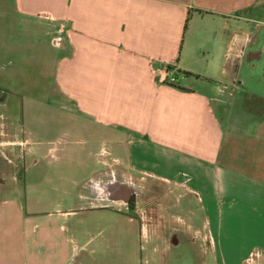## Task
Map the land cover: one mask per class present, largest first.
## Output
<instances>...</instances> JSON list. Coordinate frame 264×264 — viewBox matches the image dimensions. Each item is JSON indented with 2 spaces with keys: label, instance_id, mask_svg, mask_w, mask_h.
Listing matches in <instances>:
<instances>
[{
  "label": "crops",
  "instance_id": "crops-1",
  "mask_svg": "<svg viewBox=\"0 0 264 264\" xmlns=\"http://www.w3.org/2000/svg\"><path fill=\"white\" fill-rule=\"evenodd\" d=\"M1 15L18 31V71L28 25L46 29L53 86L94 161L81 188L106 176L146 191L151 214L217 264L263 259L264 58L248 52L264 39V0H12Z\"/></svg>",
  "mask_w": 264,
  "mask_h": 264
},
{
  "label": "rangeland",
  "instance_id": "rangeland-1",
  "mask_svg": "<svg viewBox=\"0 0 264 264\" xmlns=\"http://www.w3.org/2000/svg\"><path fill=\"white\" fill-rule=\"evenodd\" d=\"M11 8L12 0H0V10ZM45 30L28 25L18 71L13 65L18 31L0 16V142H21L15 149L0 143V264H217L203 240L188 230H179L177 244L171 245L168 229L153 228L151 219L137 221L118 203L98 209L85 202L81 184L95 169L94 161L84 157V121L53 86ZM139 195L147 206L138 214L146 219L152 215L151 197L144 190ZM155 198L157 211L167 213L161 208L165 197ZM168 215L183 217V208ZM201 226L193 223L195 230ZM252 262L264 264V257Z\"/></svg>",
  "mask_w": 264,
  "mask_h": 264
},
{
  "label": "flooded vegetation",
  "instance_id": "flooded-vegetation-1",
  "mask_svg": "<svg viewBox=\"0 0 264 264\" xmlns=\"http://www.w3.org/2000/svg\"><path fill=\"white\" fill-rule=\"evenodd\" d=\"M249 58H264V39L260 41L256 46L250 48L248 52ZM85 190L86 197H83L85 202L94 208L106 209L109 205H116L117 203L121 206H125L126 210L130 211L137 221H143L139 213V209L147 206L146 203L142 202L139 195V190L131 189L130 187H119L116 180L108 182L106 176H100L89 180L83 187ZM87 191L89 195L87 196ZM142 192V191H141ZM146 197L144 194L142 197ZM144 203V204H143ZM159 208V207H158ZM164 209V208H163ZM118 211V209H117ZM152 211V209H151ZM160 215H149L148 220L151 219L153 228L157 229H168L166 230V239L169 244H177V236L181 228L170 225V223L180 224L179 221L170 222L168 216L164 217V221L160 219Z\"/></svg>",
  "mask_w": 264,
  "mask_h": 264
},
{
  "label": "built area",
  "instance_id": "built-area-1",
  "mask_svg": "<svg viewBox=\"0 0 264 264\" xmlns=\"http://www.w3.org/2000/svg\"><path fill=\"white\" fill-rule=\"evenodd\" d=\"M171 82H173V79H171Z\"/></svg>",
  "mask_w": 264,
  "mask_h": 264
},
{
  "label": "trees",
  "instance_id": "trees-1",
  "mask_svg": "<svg viewBox=\"0 0 264 264\" xmlns=\"http://www.w3.org/2000/svg\"><path fill=\"white\" fill-rule=\"evenodd\" d=\"M248 103H249V101H248Z\"/></svg>",
  "mask_w": 264,
  "mask_h": 264
}]
</instances>
